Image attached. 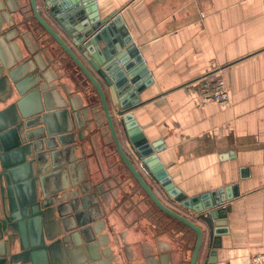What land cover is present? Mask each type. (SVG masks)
<instances>
[{"label":"crops","instance_id":"1","mask_svg":"<svg viewBox=\"0 0 264 264\" xmlns=\"http://www.w3.org/2000/svg\"><path fill=\"white\" fill-rule=\"evenodd\" d=\"M95 2L102 17L116 12L117 18L122 19L130 44L146 66L151 82L142 89L141 104L132 113L149 141L165 147L158 155L174 184L190 197L235 186L231 191L235 196L224 203L229 208L228 231L221 235V246L213 249L211 256L210 250L204 248L198 264H264V0ZM39 4L43 10L42 0ZM0 23L3 32L13 29L5 30L4 22ZM28 41L35 46L34 37ZM3 45L8 60L17 64L20 40L16 39L11 46L4 41ZM214 68L222 71L228 84L230 100L226 104L203 98L199 92L197 80ZM100 81L109 102L114 103L110 88ZM50 82L58 83L64 97L66 88L75 93L73 102L77 110H82V92L71 80H65L63 86L53 76ZM7 88L8 84L3 82L0 97ZM60 98L57 95L54 101L60 104L64 100ZM8 104L0 101V112ZM88 119L86 113L82 122ZM5 122L0 116V128ZM7 151L10 167L17 169L12 193L7 192L10 185L6 189L0 187V222L13 211L16 229L24 221V235L32 243L34 232L28 231L29 220L22 214L20 202L37 195L33 196L39 175L34 154L17 146ZM71 162L72 174L68 161L62 164L61 177L47 172L46 187L58 184L72 188L73 181L77 197L84 195L80 186L90 187L87 192H94L99 202L97 220L106 226L99 227L101 239L87 246L79 226L74 225L72 217L76 211L71 212L70 207L64 215L53 211L43 221L33 220L32 229H41L43 244L47 246V264H118L121 253L130 264L189 262L192 249L178 253L177 241L168 225L169 216L152 205L135 181L130 179L137 192L131 197L132 203L119 211H110L103 201L109 196V182L119 187L116 177L111 175L110 181L100 174L89 176L92 167L98 168L95 156L73 157ZM44 168L51 170L48 157ZM121 174L126 185L129 176ZM160 196L185 214L161 192ZM10 198L15 201L12 209ZM60 200L67 204L72 196L65 193ZM83 210L81 205L78 212ZM3 229L0 226V232ZM10 233L19 240L20 232ZM190 245L193 247L194 243Z\"/></svg>","mask_w":264,"mask_h":264},{"label":"water","instance_id":"2","mask_svg":"<svg viewBox=\"0 0 264 264\" xmlns=\"http://www.w3.org/2000/svg\"><path fill=\"white\" fill-rule=\"evenodd\" d=\"M42 3L43 10L39 0H0V22H4L5 30L13 28L3 32L0 23V86L3 82L8 84L0 101L10 103L0 112L1 118L6 120L0 128V187L6 189L10 185L7 192L12 193L11 183L15 181L17 169L10 167L7 161V149L12 146L32 152L39 173L38 189L33 194L37 193L36 197L20 202L22 214L29 220L28 231L34 232V239L32 243L26 240L24 221L16 229L12 211L11 216L0 222V226H4V232H0V245H3L0 261L47 264V246L43 244L41 229H32V221H43L45 215L53 211L64 215L69 207L71 212L76 211L72 217L74 225L79 226L87 246L101 239L103 234L99 227L105 224L97 220L99 202L94 192H87L90 187L80 186L84 195L77 197L73 181L72 188L45 185L47 172L61 177L62 164L68 161L72 174V158L84 155L95 156L97 160L98 168L92 167L89 176L100 174L110 181L111 175L116 177L119 187L109 182V196L103 201L107 209L119 211L132 203L131 197L137 195L132 179L152 205L169 216L168 225L177 241L178 253L181 249L183 253L192 249L187 264H198L204 248L210 250V256L214 255L213 249L221 246V235L228 231L229 208L224 203L235 196L231 192L235 186L190 197L171 180L158 155L165 147H161L160 142L149 141L132 113L141 104L139 94L150 84L151 78L142 58L130 44L132 41L122 19L117 18L116 12L102 17L95 0H42ZM32 37L35 46L28 41ZM16 39L21 45L16 50L17 64L13 65L5 55L3 42L11 46ZM45 70L48 72L44 73ZM53 76L63 86L65 80H71L77 90L80 89L82 110H77L73 102L75 93L66 88L67 97H64L58 83L50 82ZM99 78L110 88L114 103L109 102ZM57 95L64 99L60 98V104L54 101ZM86 113L89 119L83 123ZM47 157L49 171L44 168ZM122 172L129 176L126 185L122 182ZM160 192L185 214L166 204ZM65 193L72 196L70 203L60 200ZM51 194L56 197L54 200ZM110 197L114 201H109ZM10 201L12 209L15 201L11 198ZM81 205L85 210L78 212ZM10 232H20L19 240ZM120 258L118 264H130L124 254L121 253ZM173 261L176 262L175 257Z\"/></svg>","mask_w":264,"mask_h":264},{"label":"built area","instance_id":"3","mask_svg":"<svg viewBox=\"0 0 264 264\" xmlns=\"http://www.w3.org/2000/svg\"><path fill=\"white\" fill-rule=\"evenodd\" d=\"M199 92L203 98L216 100L221 104H226L230 100L228 84L223 77L222 71L214 68L197 80Z\"/></svg>","mask_w":264,"mask_h":264}]
</instances>
